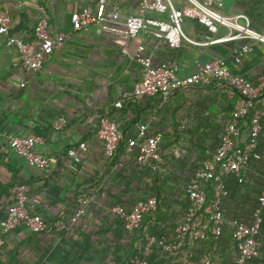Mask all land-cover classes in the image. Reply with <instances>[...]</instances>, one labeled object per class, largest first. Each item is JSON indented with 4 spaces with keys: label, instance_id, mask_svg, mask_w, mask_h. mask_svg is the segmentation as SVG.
<instances>
[{
    "label": "crops",
    "instance_id": "0c3cea01",
    "mask_svg": "<svg viewBox=\"0 0 264 264\" xmlns=\"http://www.w3.org/2000/svg\"><path fill=\"white\" fill-rule=\"evenodd\" d=\"M96 1L0 0V13L7 12L11 19L9 35L32 40L33 27L42 12L49 16L53 31L65 34L63 47L45 57L38 72H28L14 65L18 63L17 51L7 44L8 35L0 30V218L13 201L12 188L25 183L30 194L38 197L35 210L47 223L42 233H31L20 226L0 235V264H102L106 257L123 256L129 238L113 207L155 195L143 187L142 182L150 183L151 178L142 179L133 156H126L121 150L116 162L104 157L102 146L94 139L103 113L118 124L125 139L134 137L142 122L148 123L149 132L162 136L161 177L156 185L160 191L158 211L145 221L144 232L153 225L166 227L184 212L186 202L181 193L185 175L190 166L210 157L207 151L197 153L199 148L194 143L205 142L216 128L221 130L228 110L236 106L240 96L228 84L212 82L176 90L167 97L136 98L132 92L140 71L136 48L143 39L146 53L172 65L178 76L195 72L215 57L225 58L231 72L253 82L264 73V44L253 40L205 45L184 42L181 48L172 50L148 33L128 37L123 32L124 18L139 14V0H112L120 10L119 19L91 25L86 31L73 30L70 14L82 8L93 10ZM183 6L188 3L183 2ZM215 8L228 15L244 13L251 28L264 34V0H221ZM148 16L159 17L156 13ZM182 27L193 41L207 40L205 28L196 19L183 18ZM224 33L220 29L210 38ZM242 44L249 45L251 52L235 64L231 50ZM59 117L65 123L56 129L54 124ZM7 134L41 137L34 150L54 159V164L45 170L29 166L13 151ZM80 143L86 145V150L76 171H71L67 168L66 150ZM189 143L193 146L189 147L190 153ZM260 148L264 161V137ZM121 158L124 161L119 166ZM181 161L185 163L178 166ZM254 163L248 165V173H255ZM173 173L175 181L170 177ZM79 197L87 202L86 214L68 231L55 232L52 222L71 215ZM229 229L225 225L218 240L199 244L177 259L176 264L233 262L236 251ZM262 245L259 259L250 264H264Z\"/></svg>",
    "mask_w": 264,
    "mask_h": 264
},
{
    "label": "built area",
    "instance_id": "2783aa9c",
    "mask_svg": "<svg viewBox=\"0 0 264 264\" xmlns=\"http://www.w3.org/2000/svg\"><path fill=\"white\" fill-rule=\"evenodd\" d=\"M188 6H179L174 0H139V14L124 18L123 32L130 38L148 33L154 39L162 40L172 50L182 47L184 42L205 45L208 43L228 42L248 39L264 44V34L251 28V22L244 13L225 14L215 8L221 0H182ZM120 10L112 4V0H97L95 8H82L70 14L71 28L75 31H86L91 25H99L105 20H117ZM156 13L159 17L148 16ZM183 18L196 19L206 30L207 40L195 42L183 31ZM10 16L7 12L0 13V30L7 34V44L14 47L18 54L19 66L28 72H38L44 58L63 47L65 34L53 31L49 24V16L42 12L33 27V39L30 41L9 35ZM220 29L226 33L217 35ZM144 39L138 44L136 52L140 65L139 79L134 83L133 95L140 99L145 97H167L176 90L193 85L207 86L212 82L226 83L240 96V101L232 110L230 117L223 126L219 136V144L214 153L194 172L193 178L187 184L185 192L188 208L180 216L171 236H144L143 256H148L152 246L161 248L167 255L176 254L184 243L204 240L208 235H220L226 225L223 200L228 196V190L223 177L233 175L238 182L243 180V173L248 165L260 158L257 152L258 138L262 131L261 118L263 111L256 107L261 91L264 89V73L253 82L244 75L231 72L223 57L211 58L204 62L200 69L186 75L178 76L176 70L168 63L156 61L145 51ZM251 52L247 44L235 45L232 58L235 64L241 63L244 56ZM119 106L120 103H115ZM65 121L59 117L54 127L61 129ZM13 151L25 159L27 164L41 170L49 169L54 159L37 153L34 147L41 142V137L30 135L20 137L7 134ZM94 139L103 148L104 157L113 161L123 133L118 124L103 113L99 116ZM126 141L124 154L133 156L135 164L145 168L149 173H156L162 163L161 142L159 132H149L148 123L137 125L136 134ZM86 145L80 143L77 147L66 150L67 168L76 171L82 161V152ZM123 158V157H122ZM122 158L117 163L123 164ZM264 182V179H263ZM211 186V187H210ZM12 203L7 207L6 215L0 218V235H6L17 227H24L31 233H42L47 229L45 219L35 210L38 197L30 194V187L18 183L12 188ZM77 206L66 219L59 218L52 222L55 232L68 231L86 214L87 202L82 197L77 198ZM157 208V198L147 196L137 199L129 211L120 206H114L113 211L122 219L125 233H132L141 226L143 217L154 212ZM264 208V190L258 197V206L252 211L250 220L232 219L230 227L236 253L234 264H248L259 255L260 242L258 236L262 224ZM135 264H148L145 259L133 258ZM102 264H115L114 260L106 257Z\"/></svg>",
    "mask_w": 264,
    "mask_h": 264
},
{
    "label": "trees",
    "instance_id": "16d2710c",
    "mask_svg": "<svg viewBox=\"0 0 264 264\" xmlns=\"http://www.w3.org/2000/svg\"><path fill=\"white\" fill-rule=\"evenodd\" d=\"M263 90L261 91V94ZM234 107L228 110V118L230 117V114L232 110L234 109ZM256 107L260 108L263 111V116L261 118L262 131H261V134L259 135L258 145H257V152L259 153L260 158L257 160H254L255 173L254 174L248 173L249 171L246 170L243 173V180L241 182H238L237 179L233 175H226L223 177L224 184L228 190V196L223 200V206L225 208L226 202H229L230 205H232V209H233L232 214H231L232 216L228 222H230L232 219H239L243 221L250 220L252 211L258 206V197L261 194V192L264 190V182H263L264 161L261 155L263 153L262 148H260V141L264 137V97L263 98L259 97ZM223 126L224 125H222L221 130L217 132L216 138H214L213 140L210 139V141L206 143V146H203L199 142V146L202 147V150L207 151V153L209 152L210 156L211 154L214 153L215 149L217 148L219 144V136L223 130ZM123 138L125 139L124 134H123ZM124 139L120 141L117 152L124 150L125 144H126V141ZM194 145L196 146L197 142H195ZM206 159L207 157L202 159L200 162L203 163V161H205ZM114 161L116 162L115 159ZM181 162H185V161H181ZM201 164L194 166V167L190 166V172H187L185 175L186 183L184 185V190L182 191L181 196L184 197V201L186 203L184 204V212H182L180 216H182L185 213V211L188 208V204H189L188 199H187V194L185 192V188L187 184L190 182V180L193 178L195 170L199 168ZM136 167L137 169L139 168L138 171L142 173L143 180L146 177L151 178L150 183H147L145 181H143L142 183H143V187H147L149 191L153 192V195H155V197L157 198V208L151 214L145 215L143 217L141 226L138 229L134 230L132 233H126L127 237L129 238V242L127 243L125 247L123 256H119V258L113 257L115 264H135L132 262V259L135 257L139 259H145V261L148 264H176L177 259L183 257L185 253H189L193 248L196 249V247L199 244L204 243V242H211L213 240H218L221 237L222 232L220 235H217V236L208 235L204 240L193 241L191 243L185 242L184 245L181 247V250L173 255H167L166 253H163L161 251L160 247L153 245L150 254L144 257L143 256V247L145 244L144 236L146 234L155 236V237H161V236L168 237V236L173 235L174 228L180 216L178 217V219L172 218V222L168 224L166 227L160 228V227H157L156 225H153L152 227L145 229L146 232H144V230L142 229L143 228L142 226L144 225L145 221L151 219L152 216L154 217V214L156 213V211H158V197L160 195V191L158 190V188L156 189V185H158V181L161 176H160V171L150 174L149 171H147L145 168H141L137 165ZM174 174L175 173L171 174L170 176H173ZM170 191L174 192L175 190L174 191L170 190ZM133 203L134 202H131V204L128 203L127 205L126 204L124 205V203H122L117 206L122 207L125 211H129ZM261 214H262L261 215L262 224H261L260 234L258 236V239H259L260 245L263 243L262 246H264V208ZM168 220H170V218H168ZM229 226H230V223H229ZM229 230L232 234V230L231 229ZM259 254H260V247H259ZM192 259L194 260V258ZM258 259H259V255L257 257L252 258L248 262V264H250L253 261H257ZM225 264H234V263L229 260V262Z\"/></svg>",
    "mask_w": 264,
    "mask_h": 264
},
{
    "label": "rangeland",
    "instance_id": "374dc122",
    "mask_svg": "<svg viewBox=\"0 0 264 264\" xmlns=\"http://www.w3.org/2000/svg\"><path fill=\"white\" fill-rule=\"evenodd\" d=\"M174 2L177 4V5H179V6H181L182 5V3H183V1L182 0H174ZM260 98H263L264 97V94L262 95H260L259 96ZM259 100V99H258ZM258 103V102H257ZM217 132H218V129L216 128L215 129V132L213 131L211 134H208L207 135V140H205V142L203 141V140H201V141H198L197 142V145L195 146L196 148H199V150L198 149H196V151H197V153H201L202 152V147L201 146H199V142L203 145V146H206V143L208 142V141H210V139H214V138H216V135H217ZM189 147H193L192 145L190 146V143H189V145H187V152H191L190 151V149H189ZM185 163V162H184ZM183 162H181V163H178L177 165L178 166H182L181 164H184ZM170 177H173V180L175 181V176L173 175V176H170ZM176 180H178V179H176ZM225 219H226V226H229V220H230V218H231V214H232V205H230V203L229 202H226V206H225ZM230 209V210H229Z\"/></svg>",
    "mask_w": 264,
    "mask_h": 264
},
{
    "label": "water",
    "instance_id": "95a60500",
    "mask_svg": "<svg viewBox=\"0 0 264 264\" xmlns=\"http://www.w3.org/2000/svg\"><path fill=\"white\" fill-rule=\"evenodd\" d=\"M264 94V90H263V92H262V95Z\"/></svg>",
    "mask_w": 264,
    "mask_h": 264
}]
</instances>
